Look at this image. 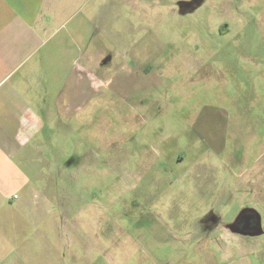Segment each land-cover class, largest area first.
<instances>
[{"label": "rangeland", "instance_id": "1", "mask_svg": "<svg viewBox=\"0 0 264 264\" xmlns=\"http://www.w3.org/2000/svg\"><path fill=\"white\" fill-rule=\"evenodd\" d=\"M80 1L62 31L96 24L91 48L113 50L97 74L108 83L42 149L35 186L53 214L19 240L38 263L154 264L205 235L208 209L223 226L254 217L245 236L264 264V0ZM223 113L218 152L203 122L222 131Z\"/></svg>", "mask_w": 264, "mask_h": 264}, {"label": "crops", "instance_id": "2", "mask_svg": "<svg viewBox=\"0 0 264 264\" xmlns=\"http://www.w3.org/2000/svg\"><path fill=\"white\" fill-rule=\"evenodd\" d=\"M78 1L56 5L53 0H0V264H50L48 259L35 261L32 245L19 240L40 213L48 230L46 218L53 214L49 206L54 199L48 194L39 198L35 186L39 155L51 144L55 129L65 133L68 121H79L88 101L108 83L97 74L108 73L113 50L91 48L94 37L89 30L96 24L72 20L73 26L62 31ZM124 72L131 85L138 72L134 67ZM227 116L223 113L222 131L212 123L215 119L203 122V128L210 125L213 132L201 135L218 152L228 147ZM205 218L204 236L193 245L189 242L176 257L154 264H256L257 254L245 236L253 233L237 228L240 219L235 227L231 221L223 226L225 216L208 209ZM232 226L240 233L234 242ZM93 262L74 258L69 264Z\"/></svg>", "mask_w": 264, "mask_h": 264}, {"label": "water", "instance_id": "3", "mask_svg": "<svg viewBox=\"0 0 264 264\" xmlns=\"http://www.w3.org/2000/svg\"><path fill=\"white\" fill-rule=\"evenodd\" d=\"M246 218H249V220L254 223V227L252 229H248L251 227H248V225L246 224V221H245V215H242V217L240 218V221H239V223L242 222V225H240V227H239V224H238L237 228L238 229L240 228V230H244V231H248V232H252V233L257 232L258 228H259V225H258L259 222H257V220L254 217H252L250 214L246 215Z\"/></svg>", "mask_w": 264, "mask_h": 264}, {"label": "built area", "instance_id": "4", "mask_svg": "<svg viewBox=\"0 0 264 264\" xmlns=\"http://www.w3.org/2000/svg\"><path fill=\"white\" fill-rule=\"evenodd\" d=\"M15 197H18V195L16 194Z\"/></svg>", "mask_w": 264, "mask_h": 264}]
</instances>
